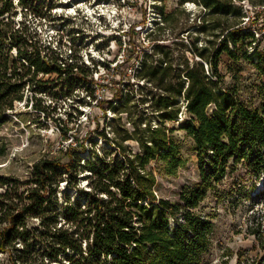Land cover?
I'll list each match as a JSON object with an SVG mask.
<instances>
[{"label": "trees", "instance_id": "16d2710c", "mask_svg": "<svg viewBox=\"0 0 264 264\" xmlns=\"http://www.w3.org/2000/svg\"><path fill=\"white\" fill-rule=\"evenodd\" d=\"M58 1L17 0L26 10L24 20L16 23L12 1L0 0V128L16 103L25 100L27 104L29 91L39 92L46 86L40 76L55 75L70 89L78 84L94 98L98 84L93 72L97 69L78 57L76 41H81L79 35L84 31L72 28L65 17H54L51 11ZM153 1L151 8L160 20L154 21L156 29L147 34L150 51L143 49L140 56L127 53L133 64L139 63L135 76L142 84L137 93L146 87L150 93L135 103L133 94L121 88L124 83L119 75L109 107L116 111L115 117L111 122L105 119L99 133L104 143L101 150L92 139L88 147L75 138V145L66 151L67 164L40 158L32 163L24 180L0 174V256L7 255L9 264H27L40 239L52 246L45 253L49 260L57 261L62 254L69 264H200V255L209 250L213 232L210 218H202L197 212L207 193L216 188L230 163H246L256 179L264 175V53L254 44L250 30L259 13L255 10L253 19L247 17L245 21L242 11L245 3L264 11V0H179L180 4L198 6L199 23L191 26L186 18L183 23L178 20V11L188 16L184 9L165 11L166 0ZM28 15L38 24L44 20L50 28L61 21L56 43L61 48L63 38L69 40L68 61L42 42L36 26L26 23ZM179 26L191 37L180 55L183 63H176L174 48L158 43L165 31ZM203 34L206 36L200 44ZM248 47L253 49L250 55ZM186 53L193 58L191 64ZM222 54L233 61L254 60L261 75L256 87L257 106L251 107L236 91L224 86L219 70ZM115 100L119 105H113ZM131 103H135L136 116L125 111ZM145 104L148 108L144 109ZM122 112L128 127L121 123L118 114ZM180 121L178 129L194 142L199 182L182 190L178 201L172 202L156 195L157 179L151 165L155 163L165 175L175 176L185 164L173 137L175 128L168 125ZM85 153L88 157L83 160ZM63 169H72V182L66 179L64 190L76 189L78 199L71 202L65 194L62 209L56 193ZM84 171L88 172L87 191L77 183ZM79 197H85L83 208ZM61 213L64 225L59 223ZM31 219L38 221V232L28 227ZM250 234L259 237L258 228L251 229Z\"/></svg>", "mask_w": 264, "mask_h": 264}, {"label": "rangeland", "instance_id": "374dc122", "mask_svg": "<svg viewBox=\"0 0 264 264\" xmlns=\"http://www.w3.org/2000/svg\"><path fill=\"white\" fill-rule=\"evenodd\" d=\"M11 1L16 11L14 21L19 23L26 9L18 5L17 0ZM153 2V0L58 1L51 11L54 17L56 19L60 16L65 17L72 23V28L84 31L79 35L81 41H76L80 49L78 57L80 62L90 68L95 66L97 69V72H93L98 84L93 92L94 98L89 97L78 84L70 89L55 79V75L40 76L47 82L46 86L39 92L29 91L27 104L25 100L16 103L9 120L0 128V174L12 175L24 180L32 163L40 158L54 159L61 164H67L69 155L66 151L68 146L72 148L75 145V138L83 141L88 147H90L88 140L92 139L97 150H101L104 143L99 133L106 125L104 120L111 122L115 117L116 111L109 107L112 92L117 88L116 81L119 80V75H122L121 81L125 85L121 88L124 92L129 91L133 94L135 103L141 95L148 96L150 93L149 87L137 93V88L142 84L135 76L139 63L133 64L127 53L133 51L140 56L143 49L150 51L151 41L147 34L156 29L154 24L156 18L151 14ZM163 5L165 11L184 9L188 12L186 17L185 13L178 11L177 17L181 23L185 18L188 20L186 23L188 26L199 23L198 6L193 3L180 4L179 0H166ZM255 10L259 13V19L250 30L254 33V44L264 53V11L260 8L254 9L248 3L242 6L245 21L247 17L253 19ZM27 19L26 23L36 26L42 42L46 45L50 44L59 52L62 59L68 61L69 40L64 37L62 40L64 46L61 48H58L56 43L60 33L58 23L61 21H56L55 26L50 28L46 27L44 20L38 24V21L30 15ZM180 27H170L158 42L175 49L176 63H183L180 55L183 53V47H186L191 39L187 31L181 30ZM195 33L196 30L192 33V37ZM205 36V34L201 36L200 44L204 42ZM208 37L212 39V36ZM246 51L250 55L253 49L248 47ZM185 57L191 64L192 56L186 53ZM253 61L245 58L233 61L226 54H222L219 62V70L224 75V86L236 91L240 99L251 107L257 106L260 102L256 87L261 82V75ZM104 84H107V88L103 87ZM118 86L120 87V84ZM135 103H131L129 109L126 108L125 111L136 116L137 113L132 107ZM113 105H119V102L115 100ZM145 108H148L147 104L144 105ZM118 115L121 123L126 124L125 113ZM181 123L182 121L170 122L168 125L175 128L173 137L180 147L185 164L179 168L175 176L165 175L155 163L151 165L155 167L156 195L172 202L178 201L182 190L193 187L199 182L194 142L185 131L178 129ZM126 126L128 127L127 124ZM64 133L67 136H64ZM109 133L111 132L107 127L105 134ZM133 147L135 148L134 145ZM87 157L86 153L81 155L83 160ZM63 172V180L59 183L56 193L57 204L62 209L65 206V194L71 202L73 199H78L76 189L70 187L64 190L66 179L72 182V169L69 172L63 169ZM86 174L88 172L84 171L78 175V187L83 191L89 190ZM79 199L80 207L86 206L85 197ZM197 212L209 217L213 223L211 245L207 252L200 255V264H231L232 261L234 264H239L241 260L245 264H255L264 257V175L256 179V175L246 163L240 162L237 165L230 163L222 180L216 184L214 190L207 193ZM59 223L64 225L62 213ZM28 227L38 229L37 232L41 229L38 221L34 219L28 221ZM256 228L259 230L257 238L250 234L251 229ZM49 246L52 247L51 244H46L40 239L33 249L34 256H31L27 264H69L66 256L62 254L57 261L49 260L45 254L48 253ZM82 247L84 248L83 241ZM19 263L22 261L19 260ZM0 264H9L7 255L0 256Z\"/></svg>", "mask_w": 264, "mask_h": 264}, {"label": "built area", "instance_id": "2783aa9c", "mask_svg": "<svg viewBox=\"0 0 264 264\" xmlns=\"http://www.w3.org/2000/svg\"><path fill=\"white\" fill-rule=\"evenodd\" d=\"M154 3V2H153ZM152 3V4H153ZM152 9V8H151ZM152 13V15L156 18L154 21H159L160 20V17L157 15V14H155L154 13V11H153V9H152V11H151ZM204 214H203V217L202 218H204ZM253 263V262H252ZM238 264V263H237ZM239 264H245L242 260H241V262L239 263ZM251 264V263H250ZM255 264H264V257L263 258H261L260 259V261L259 262H257V263H255Z\"/></svg>", "mask_w": 264, "mask_h": 264}, {"label": "bare ground", "instance_id": "6f19581e", "mask_svg": "<svg viewBox=\"0 0 264 264\" xmlns=\"http://www.w3.org/2000/svg\"><path fill=\"white\" fill-rule=\"evenodd\" d=\"M182 117H184V116H183V114H182ZM231 264H234V261H232V263H231Z\"/></svg>", "mask_w": 264, "mask_h": 264}]
</instances>
